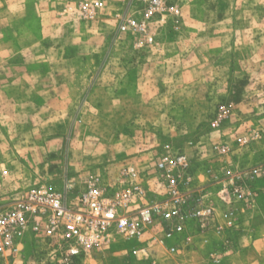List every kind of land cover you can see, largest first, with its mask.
<instances>
[{"label": "rangeland", "instance_id": "rangeland-1", "mask_svg": "<svg viewBox=\"0 0 264 264\" xmlns=\"http://www.w3.org/2000/svg\"><path fill=\"white\" fill-rule=\"evenodd\" d=\"M163 2L148 22L154 41L138 44L126 19H140V0H0L16 18L0 22V204L65 178L81 190L89 175L178 147L225 144L228 154L207 150L213 175L264 163V0ZM45 16L57 20L44 28ZM251 187L252 201L230 218L218 204L215 223L191 225L173 254L137 259L118 241L75 264H177L189 237L210 240L198 256L216 263L222 234L247 233L264 208V176ZM46 248L29 236L18 262L53 264Z\"/></svg>", "mask_w": 264, "mask_h": 264}, {"label": "built area", "instance_id": "built-area-1", "mask_svg": "<svg viewBox=\"0 0 264 264\" xmlns=\"http://www.w3.org/2000/svg\"><path fill=\"white\" fill-rule=\"evenodd\" d=\"M140 1V19L126 23L138 44H151L148 22L164 2ZM195 149L194 156L180 147L168 150L150 166L124 164L111 178L89 175L81 190L65 178L61 187L42 183L9 198L0 204L2 264H20L29 236L45 243L53 264L93 258L118 241L131 244L129 253L137 259H152L159 247L175 253V238L182 240L191 225L201 231L213 225L218 204L230 218L237 203L253 200V179L264 176V163L238 168L230 162L213 175L204 159L210 152L228 154L227 146Z\"/></svg>", "mask_w": 264, "mask_h": 264}, {"label": "crops", "instance_id": "crops-1", "mask_svg": "<svg viewBox=\"0 0 264 264\" xmlns=\"http://www.w3.org/2000/svg\"><path fill=\"white\" fill-rule=\"evenodd\" d=\"M14 18L9 14L0 15V22L7 21L9 24L16 19ZM56 20L52 16L49 19L46 16L41 18L44 28ZM260 213L254 211L247 233H240L237 230L231 239H226L222 234L221 239L218 240L220 245V250L217 252L218 262L212 263L210 256H198L202 252L198 247H203L210 240L206 243L204 240H197L192 245L193 237H189L186 244L182 245V253L177 256V264H264V208H261Z\"/></svg>", "mask_w": 264, "mask_h": 264}]
</instances>
